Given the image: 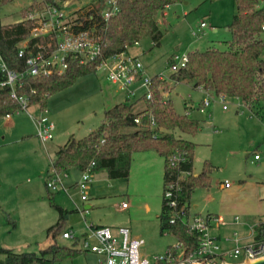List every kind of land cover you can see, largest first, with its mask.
I'll use <instances>...</instances> for the list:
<instances>
[{
	"label": "rangeland",
	"instance_id": "rangeland-1",
	"mask_svg": "<svg viewBox=\"0 0 264 264\" xmlns=\"http://www.w3.org/2000/svg\"><path fill=\"white\" fill-rule=\"evenodd\" d=\"M41 1L15 0L0 5L1 22L9 25L25 19V10L32 4L37 9L32 15L40 20L44 2L42 6L37 2ZM91 1L68 0L64 24L74 25ZM164 12L163 18L161 14L158 16L162 33L159 45L145 39L128 49L131 56L140 59L149 76L169 77L170 58L178 63L182 56L195 50H227L225 42L231 39L227 27L236 14L235 0H185L167 7ZM201 22L206 27L201 29ZM212 27L217 30L214 32ZM260 38L264 42V32ZM261 58L264 60V52ZM206 95L186 83H171L170 91L163 93L172 101L177 114L188 112V117L199 123V130L194 135L173 132L196 145L192 174H199L205 163L212 166L209 189H198L191 196V213L211 211L221 216L229 225L220 227V234L227 236L237 231L244 242L247 228L233 225L232 220L238 217L241 222L252 225L264 203V102L250 108L241 101L227 99V110H223L222 103L211 96L213 100L201 114L196 107ZM125 100V95L118 92L106 80V73L100 70L77 79L71 86L47 98V117L55 127L51 140L43 141L37 136V107L31 106L9 119L0 117V264L4 263L7 254L1 250L14 254L32 253L51 260L50 264H98L90 254L52 260V253L41 252L50 244L48 229L59 218L52 203L69 212L63 228L72 229L76 234L83 232L86 224L100 221L111 229L128 227L133 236L144 240L141 257L162 254L168 246L175 244L173 236L159 232L164 159L154 152L133 154L126 179L110 180L104 172L96 173L87 202L80 200L75 188L67 187L70 176L63 181L66 191L60 188L52 192V201L45 189L55 149L63 146L70 137L81 139L97 129L103 121L104 111ZM141 104L137 102L135 110ZM254 154L260 156L259 161H253ZM69 174L79 177L78 172ZM225 181L231 185L228 190L220 188V183ZM122 203L128 208H121ZM88 204L92 208L85 210ZM193 205H197V209H193ZM60 235L55 237V244L71 248L70 241ZM244 260L240 256L230 263Z\"/></svg>",
	"mask_w": 264,
	"mask_h": 264
},
{
	"label": "trees",
	"instance_id": "trees-1",
	"mask_svg": "<svg viewBox=\"0 0 264 264\" xmlns=\"http://www.w3.org/2000/svg\"><path fill=\"white\" fill-rule=\"evenodd\" d=\"M15 0H0L4 5ZM65 0H60V2ZM185 0H119V12L105 25L100 20L103 3H96L94 9L87 8L79 14L73 29L76 31L90 30L99 38V55L86 64L78 61H69L68 67L62 75H52L47 78L25 77L21 80V88L16 89L17 96H27L29 106L37 107L39 112L46 109L47 98L69 86L77 79L94 74L101 62L127 53L135 43L150 39L158 46L162 33L158 27V16L165 8L181 3ZM213 2L215 0H207ZM262 0H235L236 14L232 17L227 29L230 32V41L225 42L227 50L219 51L207 49L189 52L183 67L172 72L168 79L158 75L151 77L150 98L140 96L134 102L125 100L108 108L103 113V121L99 127L81 139L70 137L59 146L54 157L50 160V167L54 174L75 170L84 172L91 164L93 174L104 172L108 179H126L129 176L132 155L135 153L154 152L164 159L163 190L168 184L176 189L175 211L181 217L170 222L172 210L162 201L160 219V234H169L175 241L181 243L187 252L197 247V236L188 231L186 219L192 215L190 200L198 189L210 187V172L212 166L205 163L199 174L194 176L193 158L195 144L175 136L173 132L194 135L199 130V123L188 115H179L175 112L172 101L163 96L171 89V83L190 84L194 89L213 94L224 95L229 100H239L245 106L253 107L264 102V42L260 38L264 26V7H259ZM53 4L59 7L56 0L37 2L42 6ZM35 3V4H37ZM35 5L27 7L25 19L4 25L0 17V55L7 67L15 72L24 69V60L19 58L17 51L23 42L27 50L36 51L38 46L48 50L54 49L56 41L51 35L36 36L32 30L37 19L30 18L36 13ZM41 7V10H44ZM33 11V12H32ZM32 15V16H33ZM93 17L89 20V17ZM173 60H168V68ZM141 102V107L135 110L134 106ZM20 108L16 99L11 97L9 87L0 88V117L13 115ZM138 120V123H136ZM173 155H179L181 161L170 163ZM49 200L52 201L46 185ZM164 193V191H163ZM58 212L59 218L55 225L48 229L49 246L41 251L52 253V260L74 258L82 252L68 247H58L54 239L65 229L63 225L68 211L52 203ZM182 215L185 218H182ZM185 219V220H183ZM264 224H259L255 230L259 233ZM170 247V246H168ZM5 251L6 258L3 264H50L32 253L14 254Z\"/></svg>",
	"mask_w": 264,
	"mask_h": 264
},
{
	"label": "built area",
	"instance_id": "built-area-1",
	"mask_svg": "<svg viewBox=\"0 0 264 264\" xmlns=\"http://www.w3.org/2000/svg\"><path fill=\"white\" fill-rule=\"evenodd\" d=\"M68 0L60 2L56 0L59 7L53 4L45 5L44 10L40 12V20L36 21V26L32 33L36 36L51 35L55 41L54 49L48 50L42 46H38L36 51L27 50V43L23 42L17 51L19 58L24 60V69L15 72L9 69L0 55V88L9 87L11 89V97L16 99L20 108L15 111V115L25 112L29 106V98L27 96H17L16 89L21 88V80L25 77L31 78H47L52 75H62L68 67L69 61H78L83 65L93 61L100 52L99 38L90 30L76 31L73 29L75 25L64 24L65 9L68 7ZM101 1L103 9L101 11L100 20L107 25L108 21L119 12V0H92L89 9H94L96 3ZM264 6V0L261 1L259 7ZM30 18H34L30 15ZM93 17H89L92 20ZM76 24V23H75ZM201 23V27H204ZM264 31V26L262 27ZM135 43L134 45H137ZM187 61L184 55L179 59L178 63L173 61L169 68L170 72H175L183 67ZM106 73V80L116 87L118 92L125 95L127 100L138 99L145 95L150 98L151 77L138 57L129 56L122 53L110 57L101 62L97 67V71ZM163 79H168L162 75H158ZM200 89V88H199ZM143 91L142 94H139ZM207 97L202 100L197 111L204 113L209 106L212 97L217 98L222 103V109H227L224 95H213L206 93ZM47 109L39 112L35 118L37 136L43 141L51 140L55 129L53 122L47 117ZM188 115V113H186ZM12 115H6L10 118ZM138 123V120H136ZM179 155H173L170 163L181 161ZM260 156L254 154L253 161H259ZM91 164L84 172H78L79 177L73 181L72 187L75 188L82 202L89 200V192L92 189V178L94 174L91 172ZM70 171L61 174H54L50 169L45 185L51 192L58 189L66 188L63 181L69 176ZM229 182H224V187L229 188ZM176 189L172 184H168L163 193L165 205L172 210L171 220L179 216L175 211L176 200L174 195ZM128 205L121 204V208L125 209ZM185 218L182 215V218ZM185 220V219H183ZM188 231L194 232L197 236V247L195 250L187 252L181 243L175 242L174 245L167 247L162 254H155L148 257H141L140 248L144 245V240L132 235L128 227H118L111 229L106 226H94L87 224L84 233L78 235L74 231L64 230L60 237L68 240L71 246L85 254L93 255L98 264H236L230 261L242 256L245 260H254L264 257V229L259 233L255 228L259 225H247L240 221L238 217H234L232 224L235 226L244 225L247 228V237L242 240L237 231H233L230 235L222 236L220 227L229 225L221 216H200L192 214L186 220ZM184 252L183 258L180 260V254ZM241 263V262H240ZM41 264V263H28Z\"/></svg>",
	"mask_w": 264,
	"mask_h": 264
},
{
	"label": "crops",
	"instance_id": "crops-1",
	"mask_svg": "<svg viewBox=\"0 0 264 264\" xmlns=\"http://www.w3.org/2000/svg\"><path fill=\"white\" fill-rule=\"evenodd\" d=\"M166 9V8H165ZM164 9V10H165ZM165 16V12L163 11L162 12V14H161V18H163ZM201 23H204V22H201ZM201 23H200V25H201ZM201 27V26H200ZM204 27H206V25H204ZM204 27H201V29L202 28H204ZM212 29H214V32L217 30L215 27H212ZM192 35H196L194 32H192ZM139 44V43H138ZM138 44L137 45H135V46H138ZM127 55H129V56H131L130 54H129V51H127V53H126ZM132 56H135V55H132ZM136 57V56H135ZM154 76V75H153ZM166 77H168V75H166ZM197 90H200L201 92H205V91H203V90H201V89H197ZM205 93H207V92H205ZM205 99V98H204ZM204 99H202V100H204ZM202 100H200V102L198 103V106L196 107V110H197V108L199 107V105H200V103L202 102ZM239 101V100H238ZM225 110H227V109H225ZM205 112H206V109H205ZM204 112V113H205ZM188 113V112H187ZM200 113V112H199ZM201 114H203V113H201ZM36 118V117H35ZM9 119V118H8ZM53 138V137H52ZM57 149H55V151H56ZM255 162V161H254ZM70 172H77V171H75V170H70ZM77 174V173H76ZM71 175H73L74 176V174H71ZM95 175V174H94ZM72 176V178L70 179V181H69V184H68V186L67 187H72V184H73V181L75 180V179H77V177L75 178V177H73ZM194 176H196V174L194 175ZM220 188L222 189V190H228V189H230L231 188V185L229 186V188H225L224 187V182H222V183H220ZM209 189V188H208ZM208 189H206V190H208ZM93 190V188L91 189V191ZM194 194V193H193ZM262 202H264V199L262 200ZM92 208V206L90 205V204H88V205H86L85 206V210H90ZM128 208V207H127ZM127 208H125V209H127ZM193 209H197V205H193ZM192 214H197V215H200V216H203V217H206V216H216V214L215 213H213V212H211V211H207V212H205L204 214H201L200 212L199 213H197V212H195V211H192ZM264 224V203H263V205H262V210L261 211H259V214L257 215V218L254 220V222L252 223V225H258V224ZM88 224H91V225H94V226H106V227H108V225H106V224H104L103 222H98V223H88ZM87 225V224H86ZM120 227H124V226H120ZM118 228V227H117ZM116 229V228H115ZM65 230H67V229H65ZM72 230V229H71ZM85 231V230H84ZM84 231L83 232H81L80 234H82V233H84ZM131 233H132V231H131ZM80 234H78V235H80ZM133 235V234H132ZM136 237V236H135Z\"/></svg>",
	"mask_w": 264,
	"mask_h": 264
},
{
	"label": "water",
	"instance_id": "water-1",
	"mask_svg": "<svg viewBox=\"0 0 264 264\" xmlns=\"http://www.w3.org/2000/svg\"><path fill=\"white\" fill-rule=\"evenodd\" d=\"M184 252H185V250L180 254V256H179L180 260L183 258ZM224 264H226V263H224ZM236 264H264V257L257 258L254 260L246 259V260H244V262L236 263Z\"/></svg>",
	"mask_w": 264,
	"mask_h": 264
}]
</instances>
